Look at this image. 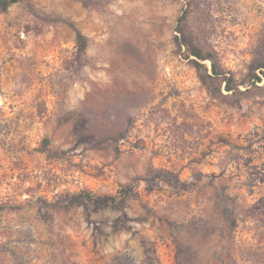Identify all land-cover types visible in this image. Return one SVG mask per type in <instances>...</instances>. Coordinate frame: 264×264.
<instances>
[{
	"label": "rangeland",
	"instance_id": "rangeland-1",
	"mask_svg": "<svg viewBox=\"0 0 264 264\" xmlns=\"http://www.w3.org/2000/svg\"><path fill=\"white\" fill-rule=\"evenodd\" d=\"M184 4L31 0L0 14V264H264V222L239 214L225 231L221 200L225 185L264 204V80L212 97L176 55ZM66 22L89 39L80 60ZM188 25L239 82L264 62V0H195ZM83 192L106 198L59 207Z\"/></svg>",
	"mask_w": 264,
	"mask_h": 264
},
{
	"label": "trees",
	"instance_id": "trees-1",
	"mask_svg": "<svg viewBox=\"0 0 264 264\" xmlns=\"http://www.w3.org/2000/svg\"><path fill=\"white\" fill-rule=\"evenodd\" d=\"M31 0H0V14L7 13L11 7L19 3H29ZM184 9L181 16L177 22L176 34L174 36V44L176 46V55L182 57L184 60L188 61L197 71L198 77L202 82L204 88L212 97H242L249 95L254 92V90L259 89L257 85L264 80V62L254 61L248 74L239 82L233 72L224 68L219 60L217 52L214 50H206L200 45H198L191 33L189 32L188 19L191 14L192 9L195 7V0H184ZM75 32L76 44H77V56L78 59H82L87 52L89 46V39L84 35V33L78 29V27L73 22H66ZM206 62H210V67ZM240 86L247 87L245 90L240 89ZM227 93V95H225ZM51 141L49 138H45L43 141V147L41 151L45 153L49 158L57 155L50 148ZM63 155V153H60ZM164 174L168 176H173L172 173L166 171ZM174 177V176H173ZM223 188V193L221 194V200L227 202L229 205V214L226 216L225 220V231L231 230V220L236 218L239 214H245V216L250 217L255 221L264 222V204H259L257 206H251L249 208L244 207L242 204L236 200L230 199L229 196H225V190L227 186L221 185ZM106 197L97 196L92 192H83L78 197L74 199L75 203L67 205H59L64 211H71L76 205L80 204L83 200L90 201H100ZM131 195L126 194L117 200L116 197H110L112 204L115 207H121L126 201L130 200ZM56 206H51L55 208ZM221 262H224L223 256L220 258Z\"/></svg>",
	"mask_w": 264,
	"mask_h": 264
}]
</instances>
